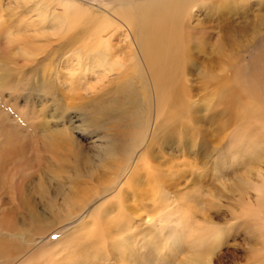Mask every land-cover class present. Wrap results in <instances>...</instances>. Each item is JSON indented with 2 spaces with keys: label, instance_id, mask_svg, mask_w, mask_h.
<instances>
[{
  "label": "rangeland",
  "instance_id": "374dc122",
  "mask_svg": "<svg viewBox=\"0 0 264 264\" xmlns=\"http://www.w3.org/2000/svg\"><path fill=\"white\" fill-rule=\"evenodd\" d=\"M78 1L82 8H92L91 16L66 15V19L72 16L81 19H74L73 31L55 34L39 15L44 9L49 10V15L61 14L65 4L0 0V264L30 262L42 248L51 254L50 261L54 264H66L64 260L74 251L82 254L76 264H180L170 247L175 241L172 232L180 219L164 223L169 219L164 217L161 224L157 221L160 215L149 220L140 208L149 197L138 187L144 179L141 164L145 162L151 169H160L171 179L167 182L179 190L192 184L199 173L209 178L212 158L225 139L237 131L241 117L236 103H228V96L222 100L213 95L223 79L232 78L235 73L255 84L247 68L252 67L262 52L264 0H199L201 7L198 5L195 10L200 12L197 16H188L185 22L188 31L194 35L199 32L203 40L200 46L193 44L187 49L188 60L184 66L186 92L190 98L186 105L194 107V115L182 116L183 96L170 89L175 92L171 104L172 131L164 129L168 127L167 112L160 116L155 112L156 96L148 68L141 62L140 68H132L128 62L133 53L143 57L131 30L122 22H119L120 32H126L134 46L128 45L129 49L124 42L117 44L122 35L116 32L112 36V44L116 43L112 60L116 59L115 55L120 59L122 56L127 60L124 69L113 72L107 79L80 76L76 69L70 73L71 66L64 60L82 47L89 30L102 15L112 17L114 11L127 14L145 6L143 3L148 0ZM132 7L134 9H129ZM46 27L49 29L45 31ZM26 41L35 46L33 56L21 53ZM47 82L49 87H45ZM126 83H132L136 100L143 106L142 123L150 125L145 139L131 150L130 140L118 136L142 133L143 129L129 128L115 118L96 126L101 120L90 119L87 113L95 99L133 102L129 98L131 91L124 90ZM254 86L264 109V88L258 83ZM180 87L177 86L176 91ZM133 105L128 103L129 107ZM87 114L90 122L84 128L79 125L73 128L72 121L76 118V124H80L78 117L86 119ZM122 122L135 123L131 119ZM58 131L61 135L52 139L50 135ZM69 138L72 141L67 140ZM113 141L117 151L105 155L102 147ZM86 160L89 165H84ZM139 176L137 184L128 185V180ZM161 180L157 175L158 184ZM230 201L222 199L221 207L212 212L221 223L228 226L231 223L227 242L216 251L214 263L264 264V239L252 227L250 219L240 215V209L234 206L236 202L232 205ZM105 206L112 209L106 214L107 218L126 216L123 259L114 252L113 238L105 241L91 238L89 242L84 239L92 234L86 224L93 222L96 211ZM135 206L138 209L131 214ZM174 206L177 205L172 208ZM31 209L37 211L39 219H31ZM126 209L131 212L129 216ZM232 209L238 213L237 217L231 218ZM166 214L173 218L172 212Z\"/></svg>",
  "mask_w": 264,
  "mask_h": 264
},
{
  "label": "bare ground",
  "instance_id": "6f19581e",
  "mask_svg": "<svg viewBox=\"0 0 264 264\" xmlns=\"http://www.w3.org/2000/svg\"><path fill=\"white\" fill-rule=\"evenodd\" d=\"M56 1L57 4H65L63 5V14L55 13L49 15V10L44 9L39 15L43 23L51 25V28L46 27L44 29L45 31L47 29L54 30L53 32L57 34L65 31L69 32L75 25L74 19L79 17L72 16L66 19L67 16L79 13L91 16L89 10L92 8H82L78 0H41L38 3L52 4ZM128 1L130 3L135 2L134 0ZM198 2L199 0H148L143 3L145 6L127 11V14L114 11L111 15L113 18L102 15L101 20L96 23L94 22L95 24H93L92 29L89 30L86 37L87 40H84L83 45L81 44L82 47L79 46L81 48L78 47L77 49L73 48L75 49L73 53L64 59L69 67L71 66L69 69L70 73H72L71 71L79 70L77 74L80 76L96 75L100 79H107L113 72L121 68L124 69L123 67L127 66V60H124L122 56L120 59V56L115 55L116 59L112 60L114 56L112 54L113 47L116 46V43L114 45L112 44V36H115L116 32L121 31L122 25L119 22H122L123 26L126 25L131 30L135 39V45L140 50L141 57H143L141 59L136 53H133L131 57L129 56L128 62L132 68H140V62L146 65L145 68H148L156 96V103H154L155 112H159V116L167 112L166 124L168 127L166 126L164 129L167 131L169 128L172 131L171 122L173 123L174 118L171 104L174 102L173 96L175 92L183 96L181 106L182 116L185 118L186 116L192 117L194 115V107L186 105V102L190 98L189 92H186L184 66L188 60L187 49H190L193 44H199L200 46L203 40L199 32H195L194 35V33L188 31L186 28L188 25L185 26V22L188 16H197L198 14L196 13L200 12L198 9L195 10L198 5L201 7ZM203 5L208 7L207 4ZM129 9H134V7ZM195 28L197 30L199 29L198 27ZM127 32L129 31L127 30ZM121 35V39H117V44L124 42L126 47L128 45L131 47L132 45L134 46L133 41L131 44L126 32L123 31ZM30 41L32 40L30 39ZM28 43L21 47V53L24 55L34 54L35 46H31ZM131 47L127 48L131 49ZM260 49L262 52L256 57L252 67L250 66L247 70L252 81L264 88V40L261 43ZM129 52L131 51L129 50ZM136 60H139V62ZM69 71L67 72L69 73ZM229 79H223L221 86L219 85L220 87H217L218 90L214 93L213 97H220L224 100L228 96V103H236L241 111V117L237 122V131L230 134L225 139L226 142L216 151L217 155L213 158L211 157V166L208 171L209 178H203L199 173L196 179L191 182L192 184L179 190L167 182L169 180L167 177L169 176L166 174L163 175L157 167H152V170L144 162L141 164L144 167L142 169L144 179L140 181L141 176H139L135 180L127 181L129 186L130 184L133 185V183L137 184L140 181L138 187L144 190L143 192H146V196H149L146 203L144 202L145 204H140V208L144 210L149 220L159 215L161 217L157 221L161 224L164 217H169V219L164 220V223L167 220L173 223L174 220L180 219L175 225V230L172 232L175 236V241L173 245L170 244V247H173L174 250L173 257L180 264H215L214 258L216 251L221 244L227 242L226 240L230 232L229 229L231 228V223H229L230 226L226 222L227 225L223 222L221 223L212 214L213 211L221 207V201L224 198L231 200L232 205L234 201L236 202V204L234 202V206H236V209H240V215L242 217H248L252 227L258 230L264 239V202L262 201L264 195L263 104L261 98L256 94L255 84H251V80L246 79L245 76L242 77L239 73L233 74L232 78ZM179 85L181 87L176 91ZM49 86L50 83L47 82L45 87ZM126 86L124 90L127 91L128 89L131 91L129 98L133 102L123 100L102 102L100 99H95L92 105H90L91 107L87 110V113L90 119L101 120L100 123L96 122V126H101L107 120L115 118L119 123L129 128L137 130L138 128L143 129L142 133L133 134L128 132L118 136V138L123 137L128 141L130 140L129 145L131 150L134 147L136 148L145 139L146 130L150 125L148 122L145 125L144 122L142 123L144 110L142 109L143 106H139V101L136 100V92L133 89L132 83H126ZM170 89H173L175 92H170ZM128 103H134L133 107H129ZM167 106L168 108H166ZM110 113L112 115L109 118L105 117V115ZM88 114L86 119L81 120L78 117L80 124H76L77 119L75 118L72 121L73 128H77L78 125L84 128L85 124L90 122ZM130 119L135 123L122 122L123 120ZM60 133L58 131L50 135V137L53 139V137L61 135ZM67 140L72 141V138ZM113 145L114 141L107 143V145L102 147L103 149L101 151H104L105 155H113L117 151V146L113 147ZM84 165H89V161L86 160V164ZM157 175L162 179L160 184H158ZM148 186L149 191H147ZM176 193L178 194L176 195ZM252 193H254V196ZM143 196H145L144 193ZM252 196L256 200L255 203ZM161 198L168 200L163 201ZM172 205L179 207L174 206L172 208ZM168 208L172 210L169 211L167 210ZM137 209L135 206L132 213L126 209L129 212L127 216L130 213L135 214ZM111 210V206H105L96 211L95 220L86 224V229L92 234L86 235L84 239L89 242L91 238L96 241H105L109 237L113 238L112 247L114 252L118 254L119 258L123 259L125 257V241L127 240L125 237L127 233V226L125 225L126 216L119 219L107 218L106 214H109ZM168 212H172V219L166 214ZM30 216L32 220L40 218L34 209H31ZM237 216L238 213L232 209L231 218ZM104 225L105 228H103ZM66 244L67 241L65 242V246ZM70 247L71 244L67 246L68 249ZM37 251L38 254L35 258L32 257L34 258L33 260H30V262L25 260L26 263L24 261L22 264H54V261H50L51 254L45 249L42 248ZM81 257L82 254L79 255L78 252L74 251L73 254L67 256L64 262L66 264H76V262L81 260Z\"/></svg>",
  "mask_w": 264,
  "mask_h": 264
}]
</instances>
